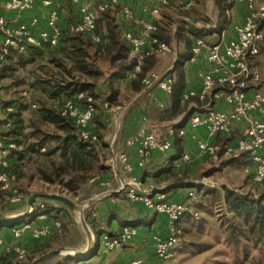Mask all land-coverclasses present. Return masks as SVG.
Returning <instances> with one entry per match:
<instances>
[{
    "label": "built area",
    "instance_id": "built-area-1",
    "mask_svg": "<svg viewBox=\"0 0 264 264\" xmlns=\"http://www.w3.org/2000/svg\"><path fill=\"white\" fill-rule=\"evenodd\" d=\"M142 10L126 0H70L75 10L76 20L71 28L74 32L84 35L93 43H100L102 35L98 31V18L101 13L119 8L123 22L126 24L124 37L129 44V57L136 64L128 74L134 78L141 71L144 61L151 56L162 57L173 52V46L160 42L155 33L162 21V6H170L172 0H145ZM225 14L228 25L222 31V38L210 42L198 38L192 46L190 63L199 59L212 64L211 71H199L198 78L201 88L190 91L182 96V103L190 102L191 114L187 127H178V121H164L157 124L144 123L127 141L126 147H137L138 166L146 168L153 153L158 151L166 155L173 146V139H184L191 133L196 141L199 155L203 158L227 159L242 158L245 162V173L256 183L264 182V93L258 85L264 79L256 61L264 51V31L261 24L264 20V0H226ZM183 10H192L197 6L196 0H175ZM237 3H244L246 15L243 24H236L234 37L228 38L229 25L232 20V10ZM37 7L47 10L45 24L41 17H32L28 21H19L4 16L1 11L17 12L19 14L33 11ZM68 8L59 0H0V66L11 54L28 56L32 50L48 47H58L62 39V22L67 18ZM210 31L216 30L213 24ZM144 93L149 94L155 86L169 95L174 90V77L167 73L160 75L153 72L143 79ZM62 116L74 121L78 128L79 138L85 143H95L98 135L94 132V117L97 112L96 99L86 92H80L72 98L65 99L61 104L55 102ZM224 104L228 111L220 110ZM106 110L121 111L123 107L103 103ZM36 108V105H33ZM203 128L207 138L201 140L196 131ZM238 134L227 142L218 143L217 138ZM223 144V145H222ZM15 143H5L0 138V210L7 206L26 205L28 198L17 186L18 175L12 170L9 156L16 150ZM44 150V149H43ZM115 161L122 171L132 175L134 166L127 150L121 151ZM191 161V155L184 153L176 160L179 169ZM179 176H182L180 172ZM100 177H93L91 183L98 182ZM203 189L214 190L217 185L207 178L198 181ZM102 185L106 183L103 181ZM133 203L142 204L157 214L168 219V234L163 238L155 236V255L158 262L167 264L174 260L183 250L184 221L188 215L199 219V213L193 212L190 202L196 198V192H190L186 201H173L168 194L155 185L145 186L137 179L131 178L119 190ZM110 197L109 194H103ZM114 202L113 199H111ZM51 208L47 202H39L30 210V215L46 219ZM94 217L96 213L92 214ZM27 231L36 240L61 236L64 225L61 219L51 223L33 226L31 222H22L12 227L13 237L21 238ZM138 229L133 226L124 227L117 235L103 232L99 245L107 250H115L129 242L137 235ZM95 245L97 244L94 238ZM15 255L20 262L27 260L28 251L18 245L6 244L0 234V256ZM131 264H144L142 259H136Z\"/></svg>",
    "mask_w": 264,
    "mask_h": 264
},
{
    "label": "trees",
    "instance_id": "trees-1",
    "mask_svg": "<svg viewBox=\"0 0 264 264\" xmlns=\"http://www.w3.org/2000/svg\"><path fill=\"white\" fill-rule=\"evenodd\" d=\"M214 1L219 13L225 14L227 1ZM75 20L76 15L72 24L71 22L69 23L68 18L62 22L63 35L58 47L32 50L28 56L16 53L11 54L6 62L0 66V80L11 76L5 75L6 71L16 70L12 67L14 62L26 66V64L35 63L46 52L49 54L48 57L51 58L49 65L52 66L48 70L50 73L47 72L48 79L36 80L33 86L41 88L43 93L54 102L61 104L65 99L72 98L80 92H86L96 99L97 108L104 102H107L110 107L120 106L123 104L122 88L128 81L131 84L133 94L139 95L144 90L143 79L156 72L160 62L159 57L151 56L147 58L142 65L141 71L130 79L128 74L136 62L129 57L130 47L124 37L126 24L118 19L113 10L99 15L98 31L102 35V41L98 44L93 43L90 38L71 29ZM171 25V20L164 16L160 22L159 30L155 33L160 42L168 43L171 46L174 42L177 44V61L174 70L171 71L174 74L172 104L159 114L158 119L160 121L177 119L187 111L190 102L182 103V96L186 86L185 63L192 56L191 50L195 40L205 38L204 36L206 35L205 30L192 24L188 28H178L174 36L170 29ZM261 27L264 31V20ZM263 53L256 61V64L264 73V69L259 65ZM258 88L262 91L264 79L259 83ZM7 110L13 111V113L9 114L5 125L8 132L2 133L0 138L5 143L13 142L17 146V149L13 150L9 156L12 170L18 175L17 183L20 180L21 173L13 163V157L16 152L20 151V149L22 150V145L26 149L18 153L17 159L23 161L27 158L29 163L35 160V163L38 164L37 172L40 180L46 184H57L63 191L68 193H78L84 186L89 185L95 174L103 173L105 169L102 165L104 136L99 132V128L98 131L94 129L96 124L100 129L104 126L97 117H94L93 120V130L98 135V141L85 143L80 140L78 128L72 119L62 116L57 107L51 108L44 105L39 110V116L42 120L50 122L56 132L48 134L37 128L32 133V136H36V138L30 141L31 137L25 135L26 129L22 117V107H17L19 111H14V106L9 107ZM185 120L187 119L183 121ZM182 125L179 124L178 127ZM226 138L229 139L230 136L218 138L217 142L224 144V142L228 141ZM221 158L222 155H220ZM227 160L237 161L242 165L245 164L242 158ZM20 169H22V166H20ZM179 174L180 172L175 173L176 182L183 181L185 178L183 173L182 176H179ZM248 178L258 185L256 194L225 188L221 197L227 212L231 215L230 221L232 222L231 226L225 227V241L235 251H239L241 246H243L246 259L252 249L256 250L264 243V182L256 183L250 177ZM214 190H203V188L197 186L196 197L201 195L207 197V194H211L207 192H214ZM0 197H3L2 192H0ZM41 201L47 202V200ZM20 207L21 205H10L0 210V212L14 211ZM53 211L54 208L49 209L46 213L50 214ZM24 219L4 223L0 221V229L6 225L12 228L14 225L25 221ZM86 219L92 227L93 222L88 220L87 215ZM222 226L224 225L221 224ZM53 238L51 242L54 241ZM51 244L48 245L47 252L53 249ZM47 252L44 251L40 255ZM74 258L76 259L77 257L69 256L64 262L62 261V264H74L71 262ZM34 259L35 257L24 264H29ZM16 260L15 255L12 254L0 256V264H17ZM77 260L80 261L79 258ZM18 263L22 264L23 262L19 261Z\"/></svg>",
    "mask_w": 264,
    "mask_h": 264
},
{
    "label": "crops",
    "instance_id": "crops-1",
    "mask_svg": "<svg viewBox=\"0 0 264 264\" xmlns=\"http://www.w3.org/2000/svg\"><path fill=\"white\" fill-rule=\"evenodd\" d=\"M67 1L69 4L70 0H66V2L65 0H59L60 4L65 7L67 6ZM126 2L134 4L139 10H142L146 5L145 0H126ZM174 3L175 0H172L171 5ZM171 5L162 6V19L165 16L163 8L171 7ZM232 12L233 19L231 22L240 25L243 24L246 15L245 4L237 3L233 7ZM1 13L10 19H18L19 21H28L35 16L41 17L43 24H45L47 17V10L41 7H37L33 11L25 12L21 15L17 12L1 11ZM68 15H70L69 10L67 17ZM117 17L119 20H123L121 14H117ZM179 18L183 19V21L181 24L177 23V25H184V27H188L192 24L198 25L199 28L206 31L207 37H205V39L210 42H217L222 38V31L224 29L218 31L217 21L215 20H212L211 27L215 24L216 30L211 31L213 32L211 34L209 28L200 25L197 19H193L190 16ZM172 19L176 24V19ZM234 36V33L230 35L228 34L229 39ZM173 48L175 50L173 62L161 75L169 73L174 77V74L171 71L174 70L177 61V46L174 45ZM44 54L45 55L42 58H48L49 54L46 52ZM162 59L163 60L158 63L157 69L165 67L168 62V54L162 56ZM185 70L186 86L184 93L198 91L201 88V81L198 78V72L211 71L212 64L203 59H199L195 63L186 61ZM122 103L123 104L120 106L123 107V110L121 111L106 110L103 104H101L99 108H97L95 114V117L99 119L104 127L100 129L96 124L94 130L98 131L99 128V132L104 136V148L102 153L104 154L107 152L109 159L106 163L102 162L105 169L99 176L100 180L95 183H91L90 180L88 185L89 194L87 195L83 206L85 213L88 216V220L93 222V226H89L97 243L96 246H99V248L95 249L93 253L85 259H80L81 263H79L80 261H78L77 258H74L71 261L74 264H131L136 259H142L144 264L157 263L158 260L155 255L154 237H167V217L147 209L142 204L131 202L127 199L126 195L119 190L123 185H126L131 181V178L133 177L145 186L155 185L159 189L164 190L168 194L170 200L186 201L189 198L190 192L194 191L197 193V177L201 175L202 172L207 171L205 162L207 159H211L203 158L199 155L196 141L191 137L190 131H188V134L184 139L178 137L173 139L172 149L166 155L156 151L150 158L146 168H140L138 166L137 147L127 148L126 141L142 125H144L146 121L150 124L164 122L160 121L158 116L164 109L171 106L172 95H169L157 86H155L149 94L144 93L143 90L139 95H135L133 94L131 84L128 81L122 88ZM218 108L225 111L229 110L224 104H220ZM190 114L191 109L190 106H188L187 111L180 117L167 121H178L180 122L179 124H183L181 127H187ZM184 119L187 120L183 121ZM237 134L238 133L234 131L230 138H226V140H232ZM196 135L201 140L207 138L206 131L203 128L196 131ZM124 150H127L130 161L134 166L132 175L125 174L122 171L120 164L115 161V157ZM184 153H189L191 155V161L185 163L180 169V172L185 175L184 180L176 182L175 179L177 178L175 173L179 172V169L176 166V160L180 159ZM214 168H219V165H215ZM103 181L106 183L105 186L102 185ZM34 193L36 192H33L26 197L28 198ZM103 194H109L110 197H104ZM111 199H113L114 202H112ZM48 203L51 206L50 210L54 208V211L47 214L48 217L45 220L39 219L37 215H30L24 219L25 222H31L33 226H36L39 224L51 223L54 219H60L64 207H59L53 201H48ZM93 213H96L97 216L94 217L92 215ZM126 226L136 227L138 232L132 240L123 244L119 248L113 251H108L97 242L96 235L100 236L103 232L112 236L117 235ZM0 234L6 244L21 246L25 248L29 254L34 256H39L40 253L46 251L49 244L52 243L51 245H54V243L51 242L52 237L36 240L32 237L30 231H27L21 238L15 239L13 237L12 228L9 225L3 226L0 229ZM88 243L86 235V245L85 247L80 246L78 251H86L89 245ZM177 260L178 257L169 261L167 264H176ZM63 262L58 261L57 263L51 264H62Z\"/></svg>",
    "mask_w": 264,
    "mask_h": 264
},
{
    "label": "rangeland",
    "instance_id": "rangeland-1",
    "mask_svg": "<svg viewBox=\"0 0 264 264\" xmlns=\"http://www.w3.org/2000/svg\"><path fill=\"white\" fill-rule=\"evenodd\" d=\"M196 1L197 6L192 10H183L176 2L172 4L171 7L163 8V13H165L166 18L171 20L172 25L170 29L171 32L174 33V36L178 28L184 27V25H177V23L181 24L183 21V19L179 17L190 16L193 19H197L200 25L208 28L211 27L212 20H215L217 21L218 31L227 26L229 19L226 14L219 13L214 0ZM66 7H68L70 12V15L67 17L68 21L72 24V21L75 18V10L73 11V9H71L68 1ZM113 13L116 16L117 14H121L119 8H115ZM231 15L233 19V12ZM172 18L176 19V24ZM235 26L236 24L234 22L230 23L228 30L229 35L234 33ZM212 33L213 32H211V34ZM204 37L207 36L205 35ZM174 45L177 46L175 42L172 46ZM174 52L175 50L168 54L167 64L162 69H156L157 73L161 75L168 67L171 66L173 56L175 54ZM58 53H60V51H58ZM50 59V57H39L35 63L29 65L26 64V66L14 62L12 67L16 70L6 71L5 75L11 76L4 80H0V136H2V133L8 132L5 125L7 123V119L9 118V114L13 113V111L11 112L7 110L11 106H14V111H19L17 110V107H22V117L24 119V126L26 129L25 135L31 137L30 141H33L34 138H36V136H32V133L37 128L48 134L56 132L54 126L50 122L42 120L39 116V110L42 106L45 105L51 108L57 107L55 104L56 101L54 102L50 100L47 95L43 93L41 88L33 86V83L36 80L48 79L47 72L49 68L52 67L49 65ZM161 60H163L162 57H159V61ZM259 65H261L264 69V53L260 58ZM262 92L264 93V88L262 89ZM34 104L36 105V108L33 107ZM22 146V150L20 149V151L15 153L13 163L21 173L17 186L20 188V191L24 196H28L33 192L61 194L74 201L78 206H83L85 204L87 195L89 194L88 186H84L78 193L73 194L63 191L57 184L51 185L42 182L38 176V164L35 163V160L29 163L27 158L23 161H19L17 159L18 153H21L26 149L24 145ZM102 157L103 163H106L109 159L107 152H105ZM205 163L207 171L202 172L201 175L197 177V181L207 178L210 182L217 185V189H215L214 192H207L211 193L207 194V197L201 195L202 198L201 196L196 197L190 202L191 210L199 213V219L194 218L193 215H188L186 217L184 221L183 234L184 248L178 254L176 264H264V243L260 245L258 249H252L249 252L247 259L244 256L245 252L243 246H241L239 251H235L232 247L227 245L225 241V227L231 226L232 222L230 221L231 215L227 212L226 206L221 198L222 193H224L223 189L225 188L235 191L238 190L243 193L251 192L252 194H256L258 185L253 183L248 178L249 176L244 171V165L237 161H228L226 157H222L218 160L213 158L207 159ZM215 165H219V168L215 169ZM20 166H22L23 171L20 169ZM98 176H100V173L94 175V177ZM38 202H41V200H38ZM55 203L59 207H64L63 214H61L60 218L64 225V233L61 236L52 237L54 240L52 250L59 247H66L71 250H78L80 246L85 247L86 232L80 221V212L77 211L71 214V212L64 205L58 202ZM26 211L27 204L21 205L18 210L7 211L3 214L7 217H13L23 214ZM84 214L86 215L85 210ZM221 224L224 226L221 227ZM96 236V240L99 242L100 236ZM40 256L41 255L34 256L28 253L27 260L22 264L27 263L33 257L37 259ZM69 256L70 255L67 254L60 255L47 262V264L64 261ZM16 262L17 264H20L18 263V260H16ZM79 263H81V261Z\"/></svg>",
    "mask_w": 264,
    "mask_h": 264
},
{
    "label": "water",
    "instance_id": "water-1",
    "mask_svg": "<svg viewBox=\"0 0 264 264\" xmlns=\"http://www.w3.org/2000/svg\"><path fill=\"white\" fill-rule=\"evenodd\" d=\"M38 200H47V201H53L58 202L64 205L71 213L80 212V221L82 224L83 229L86 232L87 238H88V248L86 251H78V250H71L66 247H59L57 249L51 250L37 259L33 260L29 264H45L48 261L60 256V255H70L77 257L81 260L85 259L86 257L90 256L95 249H98L99 246H96L94 243V235L92 233V230L90 226L88 225L85 214H84V206H78L74 201L69 199L66 196H63L61 194H51V193H34L28 198L27 201V211L23 214L13 216V217H7L3 213L0 212V221L2 223L4 222H11L16 221L18 219H23L28 216H30V210L35 207Z\"/></svg>",
    "mask_w": 264,
    "mask_h": 264
}]
</instances>
